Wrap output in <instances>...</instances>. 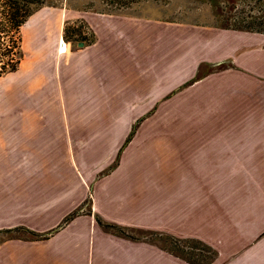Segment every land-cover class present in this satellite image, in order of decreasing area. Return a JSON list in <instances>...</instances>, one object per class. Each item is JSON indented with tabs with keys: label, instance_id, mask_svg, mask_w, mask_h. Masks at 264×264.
<instances>
[{
	"label": "crops",
	"instance_id": "obj_1",
	"mask_svg": "<svg viewBox=\"0 0 264 264\" xmlns=\"http://www.w3.org/2000/svg\"><path fill=\"white\" fill-rule=\"evenodd\" d=\"M61 15L94 41L45 25L0 95V264H264V33Z\"/></svg>",
	"mask_w": 264,
	"mask_h": 264
},
{
	"label": "rangeland",
	"instance_id": "obj_2",
	"mask_svg": "<svg viewBox=\"0 0 264 264\" xmlns=\"http://www.w3.org/2000/svg\"><path fill=\"white\" fill-rule=\"evenodd\" d=\"M51 2L53 5L41 7L40 10H37L29 17L21 28V45L24 53L27 54L33 48L34 34H46L44 33L45 31H43L45 25H48L47 31L50 30V32L53 31L54 34H58V31L53 28L59 25L60 20L61 28H59V32L63 34V36L66 34L67 39H70V41H66L63 37L64 40L61 38L59 39V44L61 42L60 40L65 43L72 42L73 46H76L78 41L89 42L92 33L83 20L68 19L64 22L61 14L65 8L68 7L80 9L82 11L90 10L98 12L99 10H105L111 13L161 19L202 21L214 23L215 25L218 24V26L230 22L226 18L234 14H237L238 18H242L254 12V14H257L258 7L264 8V0H51ZM47 17L50 19H45V21L42 20ZM230 23H233V21ZM54 25H56V27H54ZM12 78L13 76L11 75L0 78V95L3 86L7 81L12 80ZM220 185L221 184H219V186ZM237 185L239 184H235V189L240 190V187ZM251 185H256V183H251ZM154 233L155 236H151L150 239L178 252V248L174 247L175 245H171L166 236H157V232ZM185 240H188V243H185L186 247H184L186 251H192L191 247H198L199 249H193L194 252L203 255L202 259L192 257L193 259L201 263H206L210 259L212 255L207 249H203V247L193 239Z\"/></svg>",
	"mask_w": 264,
	"mask_h": 264
},
{
	"label": "trees",
	"instance_id": "obj_3",
	"mask_svg": "<svg viewBox=\"0 0 264 264\" xmlns=\"http://www.w3.org/2000/svg\"><path fill=\"white\" fill-rule=\"evenodd\" d=\"M46 5L53 4L51 0H0V78L19 69L25 55L21 45V28L32 14ZM98 12L111 13L109 11L106 12L105 10H99ZM254 13L242 18H238V15L234 14L233 16L226 18L230 22L233 21V23L226 22V24H222L219 27L264 33V8L262 9L258 7L257 14ZM91 36V39L87 43H92L94 41L93 34ZM63 37L66 39V41H70V39H67L66 34H64ZM78 42L86 44V42L83 41ZM118 160L119 153L115 157L113 163L108 167L107 170L102 172L101 175L109 172L112 168H114L118 163ZM110 228L114 230L117 229L120 232H122L123 230L122 228H118L117 226H110ZM11 231L12 230H5L4 232L10 233ZM15 231L30 232L25 228H16ZM30 233L33 235V232ZM161 236H166L171 245H175L174 247L178 248V252H175L173 249H170L171 251L180 254L187 261L193 264H209L210 260L215 256V252L210 247L204 245L199 241H195L196 243L201 245L203 249H207L212 255L206 263H201L200 261H196L192 258H203L202 254L194 252L193 249L195 247H191L192 251H186L184 249V247H186L185 243H188V240L180 239L175 236L166 234H161ZM195 249L199 248L196 247Z\"/></svg>",
	"mask_w": 264,
	"mask_h": 264
},
{
	"label": "bare ground",
	"instance_id": "obj_4",
	"mask_svg": "<svg viewBox=\"0 0 264 264\" xmlns=\"http://www.w3.org/2000/svg\"><path fill=\"white\" fill-rule=\"evenodd\" d=\"M61 42H60V44H59V49L60 50H65V47H66V43L64 42V41H62V40H60Z\"/></svg>",
	"mask_w": 264,
	"mask_h": 264
},
{
	"label": "water",
	"instance_id": "obj_5",
	"mask_svg": "<svg viewBox=\"0 0 264 264\" xmlns=\"http://www.w3.org/2000/svg\"><path fill=\"white\" fill-rule=\"evenodd\" d=\"M77 46L82 47L84 44L82 42H78Z\"/></svg>",
	"mask_w": 264,
	"mask_h": 264
}]
</instances>
